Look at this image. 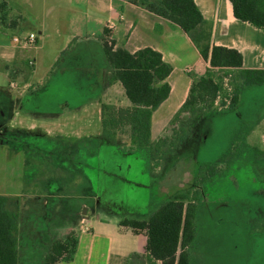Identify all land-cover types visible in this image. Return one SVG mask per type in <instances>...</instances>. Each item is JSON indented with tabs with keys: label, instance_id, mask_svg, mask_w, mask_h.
Listing matches in <instances>:
<instances>
[{
	"label": "rangeland",
	"instance_id": "rangeland-1",
	"mask_svg": "<svg viewBox=\"0 0 264 264\" xmlns=\"http://www.w3.org/2000/svg\"><path fill=\"white\" fill-rule=\"evenodd\" d=\"M0 11L6 24L1 40L8 43L30 31L52 33L55 14L68 34L73 29L68 20L76 12L65 0H0ZM43 43L40 50H23L25 57L44 54L32 86H24L31 78L25 60L18 63L20 74L11 77L15 63L0 59V93L20 96L15 116H0V193H18L9 195L11 202L27 209L26 194L44 189L29 219L45 233L118 216L146 219L165 200L190 190L198 209V238L191 247L196 264H264V156L240 137L238 115L224 112L228 107L222 104L240 85L239 72L215 73L223 87L212 111L180 112L148 146L133 144L128 129L113 143L102 134L94 73L87 66H60L54 58L63 51L53 33ZM11 80L18 87H11ZM206 107L202 103L195 110ZM38 164L48 168L42 171Z\"/></svg>",
	"mask_w": 264,
	"mask_h": 264
},
{
	"label": "crops",
	"instance_id": "crops-1",
	"mask_svg": "<svg viewBox=\"0 0 264 264\" xmlns=\"http://www.w3.org/2000/svg\"><path fill=\"white\" fill-rule=\"evenodd\" d=\"M6 1L10 3V0ZM65 1L69 3L71 9L76 11L68 20L73 29H68V34L63 33L59 22V18L61 20L62 17L53 15L55 29L51 30L63 51V55L56 54L54 60L56 59L60 66L80 65L90 68L88 70L94 73L93 81L99 83L101 113L103 103L117 107L131 105L122 83L110 81L113 67L106 56L102 42V36L110 23L114 26L112 37L117 47H125L131 52L152 47L160 51L164 60L172 65L173 70L167 78L172 90L170 96L153 112L152 140L178 113L189 95L194 79L205 75L209 68L214 74L226 70L239 71V68L232 67L212 68L190 34L170 19L150 11L144 4L131 0ZM149 1L159 2L160 0ZM196 2L205 17L203 27L206 29L199 30H208L211 33L212 45L238 49L244 56L243 68H264V27L259 28L250 22L238 19L230 0H196ZM81 5L85 8H80ZM53 11L58 12V8H53ZM88 24L92 25L91 29L86 28ZM3 25L6 24L2 22L0 16L1 32ZM42 25H44L43 19ZM44 32L46 29L39 32L37 44L32 47L15 42L14 37L11 43L4 42L1 40L0 33V59L15 63L9 76L20 74L18 72L20 68H17L20 60H25L31 68V78L30 81H25V87L34 85L31 79L35 82V79L40 76L44 54L36 51L25 57L23 50L37 48L40 50L44 47L45 37L52 34ZM19 98L20 96L11 95L8 92L0 93V116L3 119L15 116L14 111L19 109L17 108L20 103ZM223 111L238 115L235 125L237 131L250 127L246 135L247 144L258 147L259 151L264 152V84L245 87L241 92L238 105ZM78 140L79 138L76 141L73 140V144ZM52 141H56L54 143L60 146L65 145L63 139L62 141L52 139ZM107 150L112 152L111 147ZM39 156L41 157L42 154L37 155L38 158ZM38 166L42 171L48 168L43 164ZM43 190L26 194L31 201L30 211L29 207L24 208V211L20 205L18 229L20 264H44L46 255L51 251L53 244L56 241L65 240L71 234H75L78 241L76 252L72 259L62 258L56 264H148L147 233L121 225L122 219L126 216L94 220L90 222V227L86 228L74 229L71 225H59L45 233L40 232L32 221V217L29 219V216L37 207L33 201L43 193ZM12 193L18 194L15 192L0 194ZM84 220L87 221L85 218ZM39 240H42V244H34Z\"/></svg>",
	"mask_w": 264,
	"mask_h": 264
},
{
	"label": "trees",
	"instance_id": "trees-1",
	"mask_svg": "<svg viewBox=\"0 0 264 264\" xmlns=\"http://www.w3.org/2000/svg\"><path fill=\"white\" fill-rule=\"evenodd\" d=\"M131 1L144 4L150 11L182 27L194 38L212 68H239L241 83L236 86L229 102L222 103L228 108L238 105L245 87L264 84V68H243L244 56L238 49L212 45L211 33L208 30H199L206 29L203 27L205 17L196 0ZM230 1L238 19L259 28L264 27V0ZM102 42L113 67L110 81H120L131 101V105L127 107L103 103V137L115 143L119 134L128 129L133 144L151 145L153 112L170 96L172 87L167 78L173 67L164 60L160 51L152 47L131 52L125 47H117L114 39L109 43L105 35L102 36ZM222 87V81L209 68L205 75L194 79L189 95L176 115L183 111L193 114L212 111ZM202 103H206L207 107L195 110ZM249 130L250 127L242 129L240 137H244L245 142ZM259 153L261 157L264 156V152ZM213 169L214 167L210 170L213 172ZM202 180H205L204 177ZM191 193L190 190H185L175 194L152 211L146 219L125 218L121 221V225L132 227L136 231H146L148 264H196L191 247L198 238V209ZM195 198L198 199V196ZM19 217V202H11L9 195L0 194V264H20ZM77 242L75 234L69 235L63 241H56L46 255L44 264H56L62 258L72 259Z\"/></svg>",
	"mask_w": 264,
	"mask_h": 264
},
{
	"label": "built area",
	"instance_id": "built-area-1",
	"mask_svg": "<svg viewBox=\"0 0 264 264\" xmlns=\"http://www.w3.org/2000/svg\"><path fill=\"white\" fill-rule=\"evenodd\" d=\"M113 24L110 23L107 27L106 30L112 32V28H113ZM107 31V33H108ZM106 33V39L109 41V43H111L113 37H112V34L109 35ZM13 40L19 44H22L23 46H29V47H32V46H35L37 44V41H38V35L35 33V32H27L26 34H24L23 36H14ZM31 64V62H30ZM11 86L12 87H17L18 86V83L17 82H12L11 83Z\"/></svg>",
	"mask_w": 264,
	"mask_h": 264
}]
</instances>
